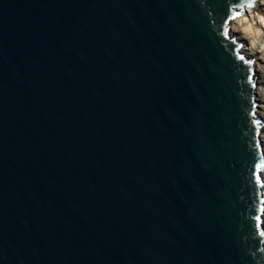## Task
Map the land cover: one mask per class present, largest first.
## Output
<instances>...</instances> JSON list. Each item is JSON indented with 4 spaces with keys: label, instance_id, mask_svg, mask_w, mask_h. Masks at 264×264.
Instances as JSON below:
<instances>
[{
    "label": "water",
    "instance_id": "95a60500",
    "mask_svg": "<svg viewBox=\"0 0 264 264\" xmlns=\"http://www.w3.org/2000/svg\"><path fill=\"white\" fill-rule=\"evenodd\" d=\"M255 3L0 0V264H264Z\"/></svg>",
    "mask_w": 264,
    "mask_h": 264
},
{
    "label": "bare ground",
    "instance_id": "6f19581e",
    "mask_svg": "<svg viewBox=\"0 0 264 264\" xmlns=\"http://www.w3.org/2000/svg\"><path fill=\"white\" fill-rule=\"evenodd\" d=\"M262 5L258 3L252 8H245L241 11V14L232 20L229 34L235 36L238 41L244 40L243 53L255 61L257 114L264 122V6ZM259 139L264 157V123Z\"/></svg>",
    "mask_w": 264,
    "mask_h": 264
},
{
    "label": "rangeland",
    "instance_id": "374dc122",
    "mask_svg": "<svg viewBox=\"0 0 264 264\" xmlns=\"http://www.w3.org/2000/svg\"><path fill=\"white\" fill-rule=\"evenodd\" d=\"M258 3L263 4L262 6H264V1H260V0H259ZM258 3H257V0H256V3H255V4H258ZM244 44H245V43H244Z\"/></svg>",
    "mask_w": 264,
    "mask_h": 264
},
{
    "label": "snow or ice",
    "instance_id": "6c2138e0",
    "mask_svg": "<svg viewBox=\"0 0 264 264\" xmlns=\"http://www.w3.org/2000/svg\"><path fill=\"white\" fill-rule=\"evenodd\" d=\"M249 7H252V5L250 4V5H248ZM242 59H243V57H242Z\"/></svg>",
    "mask_w": 264,
    "mask_h": 264
}]
</instances>
